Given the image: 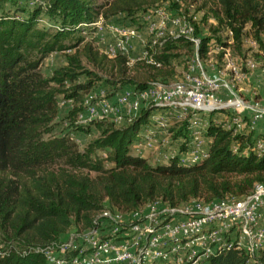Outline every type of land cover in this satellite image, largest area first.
<instances>
[{"label":"trees","instance_id":"trees-1","mask_svg":"<svg viewBox=\"0 0 264 264\" xmlns=\"http://www.w3.org/2000/svg\"><path fill=\"white\" fill-rule=\"evenodd\" d=\"M167 1L170 9L186 16L195 6L198 13L204 12L201 20L190 16L200 35L201 24L215 19L217 25H210L209 33L201 35L203 58L211 46L221 47L217 57L222 61L224 48L231 43L228 34L226 39L215 34L222 29L232 31L240 47L249 25L254 40L264 44V0H42L33 7L19 0H0V6L6 2L11 6L0 17V231L7 236L6 245L0 242V264H46L43 253L34 247L58 240L74 223L93 226L107 204L129 212L158 198L172 205L194 198L209 202L249 195L257 184H264V156L254 151L252 133L235 134L211 121L208 157L191 166L179 164L178 157L169 164L154 165L148 157L134 155L132 143L155 105L121 127L106 119H92L88 124L79 119L84 93L97 81L105 79L112 86L109 95L129 85L146 88L161 76L158 72L164 78L169 72L173 75L176 59L188 57L181 50L192 55L195 47L185 36L168 37L153 48L149 43L145 46L162 67L146 60L130 65L126 55L109 57L92 41L78 36V31L94 34L95 21L120 13L133 20L113 22L136 25L139 12ZM20 12L28 16L21 18ZM43 12L56 20L57 30L38 26ZM138 26L143 27L141 22ZM55 51L67 52V63L45 76L40 66ZM85 59L95 70L86 66ZM143 66L153 70L148 82L131 75ZM82 75L87 77L85 82L79 81ZM59 97L75 100L65 117L70 128L89 133L94 125L100 130L82 149L71 132L53 134L59 124ZM170 132L174 138L188 137L186 125ZM252 262L264 264V246L252 261L245 249L233 245L219 249L201 264Z\"/></svg>","mask_w":264,"mask_h":264},{"label":"built area","instance_id":"built-area-1","mask_svg":"<svg viewBox=\"0 0 264 264\" xmlns=\"http://www.w3.org/2000/svg\"><path fill=\"white\" fill-rule=\"evenodd\" d=\"M139 19L143 27L101 18L95 21L94 35L99 37L100 51L109 57L126 55L130 65L146 60L162 67L163 63L154 59L145 46L149 43L153 48L162 39L185 36L195 47L187 68L173 83L156 79L146 88L127 87L111 95L105 88H93L88 95L93 102H86L79 119L123 122L126 116L131 120L137 116L144 104L152 103L157 107L132 143L137 155L152 150L157 152V163L169 164L178 157L179 164L191 166L209 156L213 139L207 132L214 121L235 134L252 133L254 151L259 157L264 156V133L257 132L264 119V95L258 97L254 89L248 94L234 83L247 77L242 66L253 71L258 69V63L247 59L236 65L229 57V49L224 48L221 63L216 58L208 68L200 55L201 35L196 24L190 16L170 9L169 1ZM227 34L231 40L232 31ZM142 36L147 43L139 56H133L135 44ZM252 44L258 50V42L254 40ZM216 49L211 46L209 52ZM217 116H221L219 121ZM177 123L187 126L188 137L179 150L163 151L158 133L170 135V127ZM263 215L264 184H257L249 195L209 202L194 198L172 205L158 198L129 212L105 205L93 226L33 249L43 253L46 264H201L219 249L237 245L246 250L252 261L264 246Z\"/></svg>","mask_w":264,"mask_h":264},{"label":"rangeland","instance_id":"rangeland-1","mask_svg":"<svg viewBox=\"0 0 264 264\" xmlns=\"http://www.w3.org/2000/svg\"><path fill=\"white\" fill-rule=\"evenodd\" d=\"M41 1L42 0H19V3L21 5H24L27 7H33L37 3H41ZM183 5H182V9H183ZM10 9H11V6H10L9 2H6L3 6H0V17L4 13L10 11ZM195 9H196V6L191 7L189 9V15L188 16H192V17L196 16L199 20H201V18L204 15L203 14L204 12L198 13ZM12 11L15 12L16 11L15 8H12ZM145 12H147V11H145ZM145 12L141 11L138 13L139 17L137 16V21L135 23L136 25L140 24L141 20L139 18H141V16H143V14ZM18 16H20L21 18L22 17L26 18L28 15H27V13L20 12V13H18ZM119 18H120V20H125V19L129 18V22L131 20H133L132 18L128 17V15H126L125 13H120L116 16L115 15L109 16L107 19L101 17V19H103L107 22L112 21V20H116ZM210 25H217L216 21L213 17H210L207 25L203 24V23L201 24V29H200L201 35H203V33L204 34L209 33ZM38 26L40 28L48 29L50 31L57 30L56 20L45 12H43L40 15ZM143 32H144V30L142 29V33ZM215 34L220 36L222 39H226V37H227V31L224 29L217 31ZM78 36L84 37L85 41H92L96 47L100 48V46L97 44V42L99 40L98 35L88 34L86 31L83 30V31H78ZM142 39H143V36L141 37V40L140 41L138 40V42L135 44L136 47L134 48L133 56H136V57L139 56L141 54V51L144 48L145 44L147 43V39H145V40L144 39L142 40ZM263 39H264V36H263ZM253 41H254L253 32L250 30V26L248 25L246 28V31H245V35L243 37L242 45L240 47L237 46V44L235 43V41L233 39L230 40V42H231L230 46L227 47L229 49L228 50L229 51V57L231 59H233V61L235 62L236 65H239V66L242 63H245L247 59L254 60L258 63V69L264 73V44L260 45L258 43L259 48H258V50H256V48L253 47V44H252ZM219 48L220 47H218V49H216V51L212 50L211 52H209L208 56L204 58V61H205L204 63L207 65L208 68L211 67V64H213V62L215 61L216 58L218 59L217 56L221 51V49H219ZM181 52L183 55H185L184 57L188 56L186 58V60L185 59H178V60L176 59V62L173 63V66H174L173 75H171V73L169 72V74H167L164 78L163 74L161 72H158L156 74L161 75L158 77V79H162L163 81H165L167 83H173V82L179 80V78L182 76V71L187 68L188 61L193 56V54L192 55L189 54V52H187L186 50H183V51L181 50ZM66 55H67V52H59V51H55V52L51 53L50 55H48L43 60L41 66H40L42 73L45 76H52L56 69L62 67L63 65H65L67 63ZM142 61L143 60H139L137 62H142ZM218 61L221 63V61L219 59H218ZM84 62L88 68L95 70L94 66L89 64L86 61V59L84 60ZM149 71H151V74H149ZM152 71L153 70H149L148 67L143 66L137 72H132L131 75H134L136 80L139 82H148L149 80H151L153 78V72ZM241 71L243 73H246V72L250 73L252 70H248L245 66H242ZM228 74L229 75L231 74L230 70H228ZM86 80H87V77L84 75L80 76V78H79L80 82H85ZM234 83L236 84L237 88H240L242 86L243 87L246 86V88L254 87V90L259 91V88L257 86H255L256 82H253V81L248 80V79L246 81L244 79L243 82L236 79L234 81ZM127 87H133V86L129 85ZM127 87H124L123 89H125ZM93 88H95L96 91H99L100 89L105 88V89H107L108 95L110 94V91H112V86L105 79L97 81L95 83V85L90 90H92ZM123 89H121V90H123ZM139 89H142V88H139ZM90 90L84 93V105H83L84 109H83V111H85L86 102H93V100H91V101L88 100V95H89ZM118 91H120V90H118ZM243 95L246 96L247 98L249 97V95H247L245 93H243ZM257 96L260 97L262 95L259 94ZM59 99H60V115L56 119L59 122V124L57 125V127L54 128L53 134L63 135L66 132H71V135L76 140L79 147L82 149L87 144H89V142H91L93 139L97 138L100 135V130L97 129L94 125L90 126V132L89 133L84 132L82 130H73L72 128H70L69 123H68V121H66L65 117L67 116L68 111L74 106L75 100L74 99L66 100L63 97H59ZM94 101H95V98H94ZM154 105L155 104H152V103L144 104L142 110H144L150 106H154ZM218 117H221V116L216 117L217 121H219ZM106 120L112 121L111 119H108V118H106ZM90 121H92V120H87L83 123L88 124ZM130 121H131V117L126 116V118L123 122H119V121L118 122L112 121V122H114L117 127H121V126L127 125ZM183 127H185V124L183 126H181L179 123H177V124L172 125L170 127V130L174 129L177 131ZM171 140H172V138H171ZM163 142H164L163 140H159V144H161V146H163ZM175 145H176V143H175ZM98 152H99V154L105 155L104 150H99ZM91 174H92V176L96 175L95 172H92ZM106 204H107V202H106ZM81 229H85L82 226V224L74 223L64 234H62V236L60 238L65 239L71 234V232H74L76 230L80 231ZM0 242L2 243L3 246L7 244V236L2 231H0ZM253 263L254 262H252V264Z\"/></svg>","mask_w":264,"mask_h":264},{"label":"crops","instance_id":"crops-1","mask_svg":"<svg viewBox=\"0 0 264 264\" xmlns=\"http://www.w3.org/2000/svg\"><path fill=\"white\" fill-rule=\"evenodd\" d=\"M251 80L253 82H256V85L259 88V91H257V95L261 94L264 95V73L261 72L259 69L253 70L250 73L247 74V77L245 78L246 80ZM244 80H241V82H243ZM241 89H244L246 91V93L249 94L250 90L254 89V87L252 88H246L245 87H240ZM257 132L258 133H264V119L258 124V128H257ZM172 134V135H171ZM158 137L160 140H163V151H167L169 149H173L175 151L179 150V147L181 146V144L184 142V138L180 137V138H174L173 137V132H170V135L167 136V134H160L158 133ZM172 138V140H171ZM176 143V145H175ZM165 144V145H164ZM134 155H137L135 152H132ZM156 155L157 152H154L152 150H147L145 152L144 155H140V156H145L149 158V161L154 164H163V163H157L156 162ZM264 218V215H263Z\"/></svg>","mask_w":264,"mask_h":264}]
</instances>
